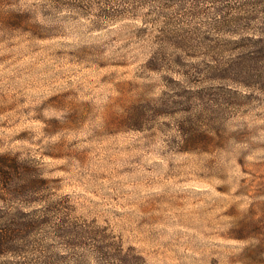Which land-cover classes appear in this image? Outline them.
<instances>
[{
    "label": "rangeland",
    "instance_id": "obj_1",
    "mask_svg": "<svg viewBox=\"0 0 264 264\" xmlns=\"http://www.w3.org/2000/svg\"><path fill=\"white\" fill-rule=\"evenodd\" d=\"M94 19L71 0H0V155L147 264H264V95L201 111L211 146L182 150L185 114L164 104L180 98L143 65L141 22ZM48 230L27 236L29 264H75Z\"/></svg>",
    "mask_w": 264,
    "mask_h": 264
},
{
    "label": "trees",
    "instance_id": "obj_2",
    "mask_svg": "<svg viewBox=\"0 0 264 264\" xmlns=\"http://www.w3.org/2000/svg\"><path fill=\"white\" fill-rule=\"evenodd\" d=\"M71 9L93 14L95 28L101 21L141 22L137 35L148 46L143 65L181 99L164 104L185 114L182 150L211 146L197 139L210 136L194 127L201 111L226 112L264 95V0H71ZM47 182L24 160L0 155V264H29L27 236L46 227L57 243L49 250L70 258L72 247L75 264H147L105 227L71 222L62 198L39 195Z\"/></svg>",
    "mask_w": 264,
    "mask_h": 264
}]
</instances>
